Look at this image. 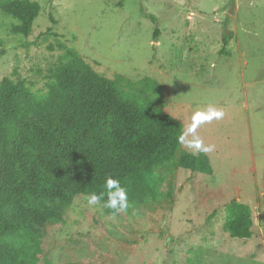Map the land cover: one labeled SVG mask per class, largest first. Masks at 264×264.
Segmentation results:
<instances>
[{"label":"rangeland","instance_id":"374dc122","mask_svg":"<svg viewBox=\"0 0 264 264\" xmlns=\"http://www.w3.org/2000/svg\"><path fill=\"white\" fill-rule=\"evenodd\" d=\"M37 1L29 36L0 11V82L45 89L65 43L107 77L156 79L184 129L209 104L225 112L197 129L212 174L160 168V196L120 215L78 195L47 225L39 264H264V0ZM234 199L252 209L249 238L224 229Z\"/></svg>","mask_w":264,"mask_h":264},{"label":"trees","instance_id":"16d2710c","mask_svg":"<svg viewBox=\"0 0 264 264\" xmlns=\"http://www.w3.org/2000/svg\"><path fill=\"white\" fill-rule=\"evenodd\" d=\"M0 11L14 21L11 32L29 36L41 4L0 0ZM229 40L224 36L222 53ZM57 47L62 54L45 89L11 76L0 82V264H39L47 225L65 222L78 195L104 192L110 175L128 192L120 215L160 196V168L213 173L207 153L182 148L184 126L165 111L156 79L107 77L75 48ZM253 225L250 205L236 199L227 205L231 237H251Z\"/></svg>","mask_w":264,"mask_h":264},{"label":"clouds","instance_id":"9594fccd","mask_svg":"<svg viewBox=\"0 0 264 264\" xmlns=\"http://www.w3.org/2000/svg\"><path fill=\"white\" fill-rule=\"evenodd\" d=\"M225 112L222 108H218L213 104H209L203 109L193 111L191 115V123L186 126L184 131L178 137L179 143L187 148L194 149L195 152L209 153L214 150V145L204 144L202 138L197 134V129L202 125L209 124L214 120L223 119ZM191 136L192 139H188ZM195 152L193 154H195ZM105 191L100 194L92 193L87 197L89 205H96L106 195L107 200L103 207L112 210L116 214L122 210H126L129 204L128 192L121 185L119 179L108 176L103 185Z\"/></svg>","mask_w":264,"mask_h":264}]
</instances>
